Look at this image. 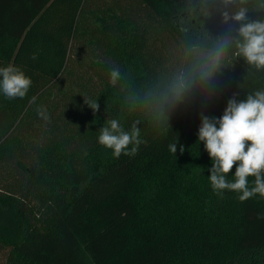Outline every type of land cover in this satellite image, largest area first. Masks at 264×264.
<instances>
[{
  "label": "trees",
  "instance_id": "1",
  "mask_svg": "<svg viewBox=\"0 0 264 264\" xmlns=\"http://www.w3.org/2000/svg\"><path fill=\"white\" fill-rule=\"evenodd\" d=\"M137 1L145 16L114 0L99 8L91 0H0V67H18L32 80L24 98L0 93L3 264H264V197L217 195L198 141L201 113L219 118L233 96L264 90V68L236 48L241 24L264 22V0ZM241 8L246 19L232 20ZM163 37L175 41L174 62L154 46ZM84 38L103 49L91 63L100 86L75 79L78 89L67 91L70 51ZM112 119L125 131L140 129L134 155L116 158L98 143ZM43 121L44 129L35 126ZM234 173L235 166L228 181Z\"/></svg>",
  "mask_w": 264,
  "mask_h": 264
},
{
  "label": "clouds",
  "instance_id": "2",
  "mask_svg": "<svg viewBox=\"0 0 264 264\" xmlns=\"http://www.w3.org/2000/svg\"><path fill=\"white\" fill-rule=\"evenodd\" d=\"M225 5L232 0H223ZM225 21L229 19L224 13ZM235 21L246 19L245 10L241 8L234 16ZM236 41L237 54L257 68H264V22H250L241 24ZM230 40H223L214 52L212 67L219 63ZM35 58V57H33ZM211 70L202 73V78L208 79ZM120 78V71L113 67L110 70V82L114 85ZM32 80L18 67L9 65L0 67V93L8 99L24 98ZM184 85L175 93L179 99ZM36 97H32L35 102ZM85 103L95 112L99 109L97 101ZM41 118L47 120L46 109L37 108ZM198 141L203 142L212 167L209 180L214 192L222 195L223 190L240 193L239 200L246 201L256 194L264 197V90L255 91L247 95L244 100L237 101L235 96L228 100L227 106L219 118L200 114ZM218 125V126H217ZM170 124L165 117L161 128L167 130ZM140 129L133 125L131 131H125L116 119L108 121V126L99 129L98 143L111 149L113 156L119 158L125 155H134L141 143ZM129 145H136L129 151ZM172 153L177 151V143L169 145ZM181 153L184 151L180 146ZM235 166L234 182L227 180V175ZM249 177H254L253 187H249Z\"/></svg>",
  "mask_w": 264,
  "mask_h": 264
},
{
  "label": "rangeland",
  "instance_id": "3",
  "mask_svg": "<svg viewBox=\"0 0 264 264\" xmlns=\"http://www.w3.org/2000/svg\"><path fill=\"white\" fill-rule=\"evenodd\" d=\"M112 1L113 0H91V4L93 8H99V7H105L109 5L110 2ZM114 1H117L118 3L121 2L123 5L128 6L129 8H132L133 10L135 8L137 13L145 16V11H146L145 6L138 3L137 0H114ZM83 40L82 41L74 40L72 49L70 51L68 69L73 70L74 75L72 77L66 73L63 76L64 77L63 79L64 88L67 91L78 89V86L74 83L75 79H79L82 81L83 79L92 78L86 81V88L90 90H96L100 86L98 77H96L93 72V70H95L96 67L92 66L91 63H92V60H94V58L96 59L98 55L103 53L102 52L103 49L101 48L98 51L97 50L94 51V47L85 43L86 39L84 41ZM154 46L158 49L160 48L162 51V54L171 56L172 62H174L173 58L177 60L178 52L176 51L177 47L173 39L163 37L161 40H157ZM54 93L56 95L57 90ZM56 97L59 99V102L61 101L63 102L62 94H58ZM60 109L62 110L63 107ZM74 111H76V108L72 107L70 112H74ZM44 124L45 122L43 121V122L38 123V125H35V126L37 128H39L40 126L41 128L39 129H44L45 128ZM29 132L30 131H27V132L24 131L23 133L33 135V136L40 134L39 130L37 129L35 130L34 133H29ZM5 255H6V250L0 246V264H3Z\"/></svg>",
  "mask_w": 264,
  "mask_h": 264
}]
</instances>
